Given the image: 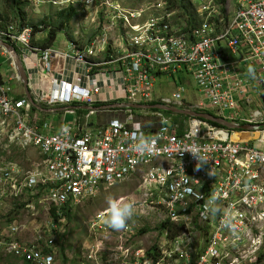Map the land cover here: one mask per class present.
Returning <instances> with one entry per match:
<instances>
[{"label": "built area", "instance_id": "1", "mask_svg": "<svg viewBox=\"0 0 264 264\" xmlns=\"http://www.w3.org/2000/svg\"><path fill=\"white\" fill-rule=\"evenodd\" d=\"M99 1L101 34L83 49L70 42V55L36 46L31 26L0 28V40L11 43L22 61L37 55L44 72H50L53 56L71 57L85 69L86 84L55 81L45 91L29 83L37 103L93 105L101 90L115 88L128 102L210 110L232 126L198 116L172 122L163 111H152L155 120L143 123L125 107L116 109L125 111L122 116L96 125L89 116L98 110L88 109L84 118L75 116L53 131L26 96H14L16 75L7 76L9 70L0 66V148L38 152L28 167L0 159V211L7 198L29 195L24 205L31 214L2 229L0 249L26 264H53L65 212L139 174L145 199L134 202L140 212H152V242L127 246L135 232L126 225L104 247L107 236L96 234L109 227L100 213L102 219H91L92 243L82 245L76 264H264V0H195V21L187 31L174 22L177 12L165 0L137 9ZM109 50L116 56L93 59ZM0 57L13 67L3 48ZM164 73L191 77L201 99L185 98L184 87L172 98L154 97L153 81ZM138 132L152 141L151 152L134 150ZM193 148L207 161L199 169L188 151ZM213 206L216 211H209ZM40 214L48 219L34 227L33 239L23 241L26 223Z\"/></svg>", "mask_w": 264, "mask_h": 264}, {"label": "rangeland", "instance_id": "2", "mask_svg": "<svg viewBox=\"0 0 264 264\" xmlns=\"http://www.w3.org/2000/svg\"><path fill=\"white\" fill-rule=\"evenodd\" d=\"M98 1L99 0H25L26 5L24 9V14L26 17V23L29 25H34L35 23L42 24L41 26L46 27V33L47 31L53 28L54 30H56L58 27V29L60 30L57 35V38L54 41L55 43L52 45V48L55 50L69 51V45H65V43H68V33H70L71 36L75 35L73 37L90 36L95 38L99 37V35L101 34L102 29H100V26H97L98 22L101 23V27H104L105 24L103 22L104 19L102 17L103 13H101L100 1ZM154 1L157 0H116L115 2H117L120 6L124 7L125 9H136L135 7L137 6V8H140L142 6H146V4L150 5ZM183 1L184 4L188 6L189 12L193 14L196 3L195 0ZM94 10L100 12H97L95 14L93 13ZM0 11H3L1 5ZM70 11L75 12V15H69ZM84 11L87 13H85ZM91 16L96 21L92 22V18H90ZM8 21H11L9 24H15L12 20ZM174 22L177 23L181 28L187 27L186 22H184L181 18L177 19L174 17ZM76 30L78 31L76 32ZM40 35L41 33L36 32L35 38H37V36L40 37ZM110 37H113V32L111 33ZM2 59L3 58L0 57V63H2ZM4 66L7 68V64H5ZM10 68L12 69L13 67L11 66ZM11 73L16 74L14 70ZM4 74H6V72H4ZM153 82L155 87H153V95L154 97L158 95L156 96V98H172V94L177 91L179 87H184L182 94L185 98H187L188 100H192L193 102H196L197 99H201V95L199 94L196 88L194 80L186 74H175L174 76H171L170 74L164 73L162 75H157ZM18 85L22 87V83L20 81L18 82ZM12 90L14 94L15 92H18L17 85L12 86ZM33 108L36 107L34 106ZM134 109L135 113H139L135 115L137 120L142 121L143 123H148L150 121L155 120L153 113H146L145 110L142 109V111L139 108ZM104 112L105 113L100 112L98 117L95 115L91 116L90 120L94 123V125L105 122L114 116H122L123 114H125V111L123 110H108ZM66 117L70 118L71 116ZM48 119L51 120V118ZM5 156L10 159L17 160L21 162L25 167H28L31 161L38 157V152L35 151L33 148L21 150L14 147L9 153H7L2 151L0 148V159ZM140 186L141 182L139 174H133L111 186H108V190L105 189L107 187L101 188L95 196L85 199L84 201H82V203L77 205L78 207L75 206V208L71 210L70 217H67L65 219V222L63 223L64 225L61 228L62 231H57L56 240L54 243L56 253L54 255L53 264H76V258L82 252V245L92 243L90 237L88 236L91 219L93 217L95 220L102 219L101 216L98 217L97 215L100 213H105V211L109 207V200L119 199L136 201L145 199L144 190H142ZM28 197L29 195L22 196L20 199L22 201L14 198L6 199V207L4 210L0 211V238L2 237V229L7 226L11 221L17 219L20 220L19 222H23L31 218V214L28 212V208L24 205V202L29 199ZM149 201L150 199H147V202ZM46 219H48V216L44 214H40L35 218L34 216H32L31 221L26 223L29 227V230L22 232L20 238L23 241H29L33 239L34 227L40 222L45 221ZM126 225L131 228V232H135V236L127 239V246H146L152 242V237L154 235L153 231L155 230L153 228V225H155V223H153L152 220V212H140L135 202L134 214L130 219L127 220ZM141 228H143L142 231H140ZM119 231L113 230L109 227L108 230L97 232L96 237L101 239V236H107V238L103 239L105 247L106 241H111L115 243V237ZM50 233H52V231L49 232V234ZM0 264L26 263H24L21 257L10 253L5 254L0 249Z\"/></svg>", "mask_w": 264, "mask_h": 264}, {"label": "crops", "instance_id": "3", "mask_svg": "<svg viewBox=\"0 0 264 264\" xmlns=\"http://www.w3.org/2000/svg\"><path fill=\"white\" fill-rule=\"evenodd\" d=\"M45 36H46V32L43 31L41 33L40 37L37 36V38H35L36 39L35 42H37L35 45L40 47V45L38 44V41L40 39L44 38ZM93 38L94 37H90V36H86L84 38V36H82V37H76V39H75V37L70 36V33H68V35H67L68 43H65V45L68 46L70 42H73L78 47L83 49L90 43V41ZM68 49H69V47H68ZM53 50H55V49H53ZM56 51H62V50H56ZM62 52H64L67 55H70V53H71L70 49H69V51H62ZM111 54H112V52L109 50L107 53L101 54L97 58H93V59L96 61H101L104 59L107 60V58ZM28 56H29V58L26 56V58L23 60V64H24V67H25L27 75H28L29 83L31 84L32 87H36V88L41 87L45 91H50L52 89L53 84H55V81H57V83H61V81H74V82H79L80 84H86L87 83V81L83 77L84 70H85L84 67L81 65H77L71 57L53 56L52 67H51L50 72H46V71L44 72L39 67L38 56L35 54H31V53ZM3 69H8L10 71V73L12 72L10 68H5V66L3 67ZM74 78H75V80H74ZM18 82L19 81L17 79H13L11 82L12 86L17 85V87H18V90H17L18 92H15V94L13 93L14 96H16L18 98L21 96H26L23 85H22V87L19 86ZM95 98L97 99L96 100L97 102H95L94 105L99 104V103L107 104V103L115 102L117 100L122 99V98H120V92L117 91V89H115V88L114 89L106 88L104 90H101L99 95L95 96ZM105 104H103V105H105ZM54 105H55V107L53 105H48L46 107L42 106L43 109L38 110V114L41 117V119L48 121V120H50L48 118H51V120L48 122H50L52 124L53 131L59 130L61 128V125L63 122H70L75 116H77L79 118H84L85 113L89 109V108L85 107L86 104H67V105L66 104L65 105L64 104H54ZM103 105H100V106L95 105L97 107L98 111L90 114L89 119L91 118L92 115H95L98 117L100 112L104 113V111H106V110H103L104 109L102 107ZM79 109H83L84 111L79 112ZM114 110H116V109H113V111ZM66 116H71V117L69 118Z\"/></svg>", "mask_w": 264, "mask_h": 264}, {"label": "trees", "instance_id": "4", "mask_svg": "<svg viewBox=\"0 0 264 264\" xmlns=\"http://www.w3.org/2000/svg\"><path fill=\"white\" fill-rule=\"evenodd\" d=\"M165 1L166 2L168 1L167 3L169 4L168 6L170 9L176 10L177 13L175 15V18L183 19V21L186 22V25H187V28L185 30L186 31L189 30L191 28L190 26H192L194 24V21H195V15H196L195 10H194L193 14L190 13L188 10V6L184 4L183 0H165ZM0 5H1L2 10H3V11H0V28L6 27L11 22L8 20H12L13 23H15L19 29L22 27H25V26H31L34 29L33 32H35V33L36 32L42 33L43 31L46 32V28L44 26H41L42 24L28 25L26 23V17L24 14V9H25V5H26L25 0H1ZM69 15L74 16L75 12L70 11ZM59 30L60 29H58V27H57L56 30L51 29V30L47 31L46 36L38 41V44L41 46V48L52 47L55 39L57 38ZM49 41H51V42H49ZM35 43H37V42H35ZM9 63H10V61H8V64ZM5 64H6V60L3 58L2 63H0V66L3 68ZM123 101H125V100L121 99V100L115 101V102H123ZM151 103H156V102H151ZM103 104H105V103H99V104H95V105L100 106ZM82 111H84V110L79 109V112H82ZM132 111L135 113L134 108L132 109ZM146 111L147 112L163 111L166 114L172 116V122H177V121L181 122V120L183 118L188 117L187 115H184V114L175 113V112H172L170 110H161V109H157V108L148 109ZM206 111H210V110H206ZM211 113H213V112H211ZM136 114H139V113H136ZM212 123L218 125V123H216V122H212ZM65 213H66L67 217L69 218L71 212L67 211ZM163 224H164V222H162L161 225L157 227V229L161 228V226ZM142 230H143V228L140 229V231H142Z\"/></svg>", "mask_w": 264, "mask_h": 264}, {"label": "water", "instance_id": "5", "mask_svg": "<svg viewBox=\"0 0 264 264\" xmlns=\"http://www.w3.org/2000/svg\"><path fill=\"white\" fill-rule=\"evenodd\" d=\"M0 48H3L7 52L8 56L12 62L13 69L16 72L17 78L22 83V85L24 87L26 97L29 99V101L36 108H38L39 110L43 109V107L34 100V98L32 97V95L30 93L28 75H27L23 61H22L17 49L11 43H8V42L2 41V40H0ZM85 107L88 108L89 106L85 105ZM102 107L104 109L125 108V107L139 108V109L157 108V109H161V110H170V111L175 112V113L186 114L189 116H199V117L205 118L207 120L222 124L224 126H229V127L232 126V124L230 122H228L227 120H225L221 117L214 115L211 112H207V111L199 112V111L190 110V109L173 108V107H170V106L163 104V103L112 102L109 104H105Z\"/></svg>", "mask_w": 264, "mask_h": 264}, {"label": "clouds", "instance_id": "6", "mask_svg": "<svg viewBox=\"0 0 264 264\" xmlns=\"http://www.w3.org/2000/svg\"><path fill=\"white\" fill-rule=\"evenodd\" d=\"M251 70V69H250ZM139 128V126H137ZM134 150H139L141 152H151L153 145L152 141L143 135V133L138 132L135 136V142L133 145ZM196 158H197V168L201 166V164L207 161H201L196 149H189ZM209 175H212L209 172ZM214 205V201L211 202ZM135 210V202L129 200H119V199H112L109 200V207L104 213L103 223L108 227L112 228L113 230L119 231L126 227V222L130 219ZM209 211L215 212L216 208L210 207ZM226 223L229 227H231L230 220L226 219Z\"/></svg>", "mask_w": 264, "mask_h": 264}, {"label": "bare ground", "instance_id": "7", "mask_svg": "<svg viewBox=\"0 0 264 264\" xmlns=\"http://www.w3.org/2000/svg\"><path fill=\"white\" fill-rule=\"evenodd\" d=\"M44 1V0H43ZM47 1V0H46ZM116 1V0H115ZM141 1V0H140ZM99 2V1H98ZM93 3H95V2H93ZM96 3H97V1H96ZM120 3V2H119ZM145 3V2H144ZM43 4V3H42ZM138 4V3H137ZM73 5V4H72ZM143 5V4H142ZM147 5V4H146ZM124 6V5H123ZM129 6V5H128ZM74 7V6H73ZM95 7V6H94ZM135 7V6H134ZM133 7V8H134ZM138 7V6H137ZM137 7H135L136 9H137ZM63 8V7H62ZM96 8V7H95ZM132 8V7H131ZM85 9V8H84ZM130 9V8H129ZM95 11V10H94ZM80 12V11H79ZM85 12V11H84ZM100 12V11H99ZM98 12V13H99ZM85 13H87V12H85ZM102 13V12H101ZM101 13H100V15H101ZM80 15V14H79ZM87 15V14H86ZM99 15V16H100ZM98 17V16H97ZM90 18H92V16L90 17ZM89 18V19H90ZM85 19V18H84ZM82 20V19H81ZM98 20V19H97ZM91 21V20H90ZM96 21V20H95ZM84 22V21H83ZM47 23V22H46ZM81 23V22H80ZM90 23V22H89ZM97 23V22H96ZM36 24V23H35ZM29 25V24H28ZM53 25V24H52ZM57 25V24H56ZM77 25H78V23H77ZM91 25V24H90ZM103 25V24H102ZM81 26H83V25H81ZM89 27V26H88ZM91 27V26H90ZM46 28V27H45ZM63 28V27H62ZM78 28H79V26H78ZM85 28H86V26H85ZM104 28V27H103ZM54 29V28H53ZM71 31V30H70ZM78 30H76V32H77ZM35 33V32H34ZM83 33V32H82ZM88 33V32H87ZM36 34V33H35ZM56 34V33H55ZM77 34V33H76ZM44 35V34H43ZM48 35V34H47ZM84 35V34H83ZM109 35V34H108ZM70 36H71V34H70ZM73 36H75V35H73ZM94 36V35H93ZM85 38V37H84ZM75 39H76V37H75ZM36 40V39H35ZM38 41V40H37ZM49 42H51V41H49ZM55 43V42H54ZM53 43V44H54ZM84 46V45H83ZM41 47V46H40ZM47 48V47H46ZM103 54H105V52L103 53ZM113 57L114 56H116V54H111ZM105 56V55H104ZM97 58V57H96ZM72 66V65H71ZM77 66V65H76ZM81 68V67H80ZM54 72V71H53ZM11 73H10V71L8 72L7 71V73H6V75L8 76V75H10ZM16 74H14V76H15ZM44 76V75H43ZM52 77V76H51ZM80 77V76H79ZM13 79H18L17 78V75H16V78H13ZM13 79H11V82H12V80ZM74 80H75V78H74ZM19 81V80H18ZM51 81V80H50ZM157 84V83H156ZM155 88V87H154ZM29 90L31 91V89H30V87H29ZM31 93V92H30ZM115 95V94H114ZM156 96H158V95H156ZM155 96V97H156ZM115 97V96H114ZM161 97V96H160ZM115 99V98H114ZM97 100V99H96ZM121 100V99H120ZM117 101H119V100H117ZM123 102H128V101H123ZM110 103H112V102H110ZM38 104H40V103H38ZM73 104H83V103H79V102H74ZM107 104H109V103H107ZM41 106H44V107H46V106H48L47 104H44V103H42V104H40ZM65 105V104H64ZM67 105V104H66ZM86 105H88L89 107V109H95V110H98L97 109V107L93 104V105H90V104H86ZM54 107H55V105H53ZM52 106V107H53ZM33 107H34V105H33ZM36 110H39L38 108H35ZM60 109V108H59ZM112 109H120V108H112ZM183 109H185V108H183ZM100 110V109H99ZM105 113V112H104ZM76 115V114H75ZM184 115H186V114H184ZM188 117L187 118H189V115H187ZM199 117V116H198ZM202 118V117H201ZM217 123V122H216ZM237 137H240L241 139L242 138H246V137H248V134H243V135H241V134H234V139H236ZM105 189H107L108 190V187L107 188H105ZM102 191V190H101ZM98 196V195H97ZM8 201V200H7ZM20 201H22V200H20ZM10 202H12V201H10ZM10 202H8V203H10ZM82 203V202H81ZM78 207V206H77ZM75 208V207H74Z\"/></svg>", "mask_w": 264, "mask_h": 264}]
</instances>
